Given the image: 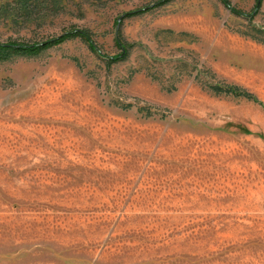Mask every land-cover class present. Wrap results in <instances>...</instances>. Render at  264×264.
<instances>
[{
	"label": "rangeland",
	"instance_id": "1",
	"mask_svg": "<svg viewBox=\"0 0 264 264\" xmlns=\"http://www.w3.org/2000/svg\"><path fill=\"white\" fill-rule=\"evenodd\" d=\"M158 1L0 0V43L129 46L0 60V264H264V0Z\"/></svg>",
	"mask_w": 264,
	"mask_h": 264
},
{
	"label": "trees",
	"instance_id": "2",
	"mask_svg": "<svg viewBox=\"0 0 264 264\" xmlns=\"http://www.w3.org/2000/svg\"><path fill=\"white\" fill-rule=\"evenodd\" d=\"M174 0H160L157 3L153 4L152 6L145 7L136 11H133L131 13L125 14L124 17H131V16H137L143 13H147L151 11L152 9L158 8L160 6L166 5ZM221 3L228 8L233 14L237 16L244 17L248 19L249 21L254 20V18L258 15L260 7L262 5L263 0H257L256 5L254 9L246 13L236 7H234L231 3L230 0H220ZM121 19H118L116 21V24L118 25ZM79 38L83 42L86 43L88 49L99 56L100 58L105 59L109 63H115L121 60H124L126 57L129 55V46L126 45L120 35V31L116 29L115 35H114V43L115 45L120 49V52L118 55L113 56V57H108L105 55H102L99 49L97 48L95 41L93 40L90 32L86 30H71L68 32H64L58 36H55L50 39H46L44 41L38 42V43H31V44H26V43H18L14 41L6 42V43H0V60H5L8 56V53H22L25 55L29 56H35L42 51L48 50L53 47H57L69 40ZM211 90L215 94H226V95H231L235 98H242L248 101H251L256 104H260L261 102L257 99L255 95L252 93L237 88L235 86H227V85H216L211 87Z\"/></svg>",
	"mask_w": 264,
	"mask_h": 264
}]
</instances>
